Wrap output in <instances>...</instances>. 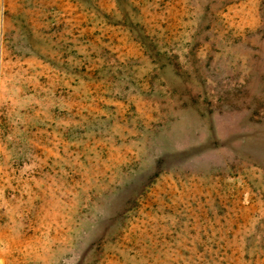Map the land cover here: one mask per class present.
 <instances>
[{"label": "rangeland", "instance_id": "rangeland-1", "mask_svg": "<svg viewBox=\"0 0 264 264\" xmlns=\"http://www.w3.org/2000/svg\"><path fill=\"white\" fill-rule=\"evenodd\" d=\"M0 264H264V0H0Z\"/></svg>", "mask_w": 264, "mask_h": 264}]
</instances>
